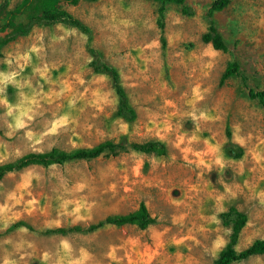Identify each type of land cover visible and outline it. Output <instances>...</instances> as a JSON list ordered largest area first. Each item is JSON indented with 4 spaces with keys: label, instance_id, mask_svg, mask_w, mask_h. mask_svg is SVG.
<instances>
[{
    "label": "rangeland",
    "instance_id": "374dc122",
    "mask_svg": "<svg viewBox=\"0 0 264 264\" xmlns=\"http://www.w3.org/2000/svg\"><path fill=\"white\" fill-rule=\"evenodd\" d=\"M214 1L62 5L91 40L71 25H37L1 49L0 166L107 141H160L166 153L124 149L8 174L0 182V264H217L230 240L222 220L230 208L248 217L239 252L264 240V107L249 97L264 89V0H230L213 15L226 51L203 42ZM6 18L0 11V25ZM96 60L119 71L134 122L117 115L112 80L94 71ZM233 63L240 74L223 82ZM141 203L156 221L147 229L44 233L89 228ZM233 264H264V255Z\"/></svg>",
    "mask_w": 264,
    "mask_h": 264
},
{
    "label": "trees",
    "instance_id": "16d2710c",
    "mask_svg": "<svg viewBox=\"0 0 264 264\" xmlns=\"http://www.w3.org/2000/svg\"><path fill=\"white\" fill-rule=\"evenodd\" d=\"M82 1L88 0H22L21 4L13 11L9 10L11 0H3L0 4V11L7 12L5 23L0 25V55L1 49L9 43L15 41L20 36H26L32 29L37 26H54L58 24L71 25L80 30L91 40L90 29L72 14L62 9V5L76 6ZM97 1V0H89ZM166 3L185 4L187 0H163ZM230 3V0H215L209 11L211 18L209 32L203 36V42L211 43L215 49L226 51L227 45L223 36L219 33L215 21L212 19L216 12L223 11ZM27 17L26 21H21ZM164 9L160 11V26L164 30ZM165 44V39L163 38ZM90 52L95 55L96 51L89 48ZM92 67L98 74H105L112 80L116 95L118 97L117 115L127 122H134L137 119V112L132 106L127 92L123 86L119 71L111 65L99 61H93ZM239 73V66L236 63L230 64L223 76V82ZM249 97L257 100L264 107V89L249 90ZM131 149L140 153H166V146L160 141H151L144 144L131 143L129 145L118 144L112 141L101 143L93 148L77 149L73 152L52 149L44 153H29L15 162L7 163L0 166V182L8 175L20 172L31 166H42L49 168L54 165H64L69 162L98 159L104 155L117 154L120 150ZM230 155L235 158H241L244 155L242 149H230ZM222 220L225 225L231 228L230 240L227 246L220 252L217 264H233L235 262L245 261L258 255H264V240H256L251 246L243 251L236 248L239 244L240 236L247 226L248 217L236 208H230L222 214ZM156 221L150 214L144 203L140 204L136 212L109 216L103 221L89 228H58L44 232L47 235H67L76 233H94L105 227H124L128 225H137L141 229H147ZM19 228L33 230L32 227L24 222L16 225Z\"/></svg>",
    "mask_w": 264,
    "mask_h": 264
}]
</instances>
